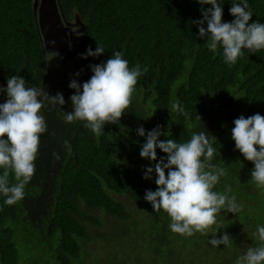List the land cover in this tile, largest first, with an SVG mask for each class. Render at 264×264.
<instances>
[{
  "label": "trees",
  "instance_id": "16d2710c",
  "mask_svg": "<svg viewBox=\"0 0 264 264\" xmlns=\"http://www.w3.org/2000/svg\"><path fill=\"white\" fill-rule=\"evenodd\" d=\"M57 2L66 22L77 18L81 23L71 39L74 58L67 62L74 61L73 77L79 83L91 77L90 64L106 62L113 51H120L129 67L139 64L148 71L139 77L120 121L106 123L100 136L83 121L66 123L63 111L72 110L69 98L75 89L45 88L47 53L34 0H0V85L6 88L8 78L18 75L26 86L44 88L53 96L62 93L66 101L62 106L46 102L42 109L47 131L40 136L36 171L24 198L8 206L0 194V264H234L255 246L252 234L257 225H264V189L251 182L254 164L235 149L231 138L239 115H264V50L245 49L229 66L222 49L210 51L207 38L200 37L191 23L202 19L196 0ZM220 2L223 20L230 22L231 0ZM248 3L253 13L250 23H264V0ZM97 41L104 53L83 58L80 54L89 46L95 50ZM6 99L0 92V102ZM175 102L187 118L171 111ZM157 125L167 133L161 140L182 143L193 132L208 135L216 149L212 163L227 171L214 190L224 191L230 185L229 195L240 205L236 214L222 211L213 228L214 232L219 227L217 238L225 232L230 236V247H213L208 242L211 233L190 237L172 233L167 213L153 211L144 199L147 189L157 187L155 173L144 178L145 166L155 162L141 158L146 137L136 130L143 126L147 132ZM65 140L71 145L70 154ZM163 156L157 148L158 159ZM10 181L15 182L11 176ZM100 213L119 224L104 229ZM18 230L40 233V238H16Z\"/></svg>",
  "mask_w": 264,
  "mask_h": 264
},
{
  "label": "clouds",
  "instance_id": "9594fccd",
  "mask_svg": "<svg viewBox=\"0 0 264 264\" xmlns=\"http://www.w3.org/2000/svg\"><path fill=\"white\" fill-rule=\"evenodd\" d=\"M202 7V19L192 20L198 27V34L207 38V48L216 52L222 49L225 63L234 65L244 55L264 50V23L252 20L248 0H231L229 13L234 17L230 22L223 20V7L220 0H196ZM203 5H211L204 8ZM206 24V27L204 26ZM49 43L55 45L56 41ZM104 47L97 41L93 50L90 46L86 53L80 54L97 57L103 54ZM56 51L47 53V59L58 57ZM92 75L79 83L72 79L69 88L75 89L70 96L72 110L63 111L62 119L66 123L83 121L84 126L96 136L104 132L106 123L120 121L130 106L139 77L148 68L137 64L129 67L127 59L120 51L113 54L106 62L90 64ZM79 76L80 73L75 74ZM0 92L6 93L7 99L0 102V194L4 204L11 206L25 196V187L36 171L35 161L38 156L40 136L47 131V122L42 109L47 102L52 106L66 103L62 93L50 95L44 88L26 86L24 78L12 75L7 80V87L0 85ZM62 109V108H61ZM171 111L188 117V113L179 102L172 105ZM231 138L235 149L254 164L251 170V182L258 189H264V115L255 113L245 117L239 115L233 121ZM139 136L146 137L141 146V158L155 162L145 166V179H151L155 173L156 189H147L144 199L152 205L153 211L163 210L170 218L168 225L172 233L192 236L213 234L208 241L213 247L231 246V238L225 232L215 235L214 226L222 211L237 213L240 205L236 202L230 185L224 191L214 190L220 178L227 175L225 168L212 163L216 149L208 135L201 131L193 132L186 142L175 139H159L167 133L157 125L150 131L143 126L137 128ZM55 135V133H50ZM68 153H71L69 141H63ZM157 148L166 156L157 157ZM56 160L60 156L52 153ZM10 176L15 182L10 181ZM255 246L247 248L239 255L234 264H264V225H257L252 234Z\"/></svg>",
  "mask_w": 264,
  "mask_h": 264
},
{
  "label": "water",
  "instance_id": "95a60500",
  "mask_svg": "<svg viewBox=\"0 0 264 264\" xmlns=\"http://www.w3.org/2000/svg\"><path fill=\"white\" fill-rule=\"evenodd\" d=\"M35 14L45 52H58L57 59L63 64L73 59L72 42L68 34L69 28L62 17L57 0H40ZM52 40L56 41L55 45L49 43Z\"/></svg>",
  "mask_w": 264,
  "mask_h": 264
},
{
  "label": "rangeland",
  "instance_id": "374dc122",
  "mask_svg": "<svg viewBox=\"0 0 264 264\" xmlns=\"http://www.w3.org/2000/svg\"><path fill=\"white\" fill-rule=\"evenodd\" d=\"M40 0H34V11L37 13L38 5ZM66 25L69 28L68 34L70 38L74 35H77L81 30V23L76 18L74 21L66 22ZM47 56V54H46ZM70 61V60H69ZM68 62V61H67ZM66 62V63H67ZM73 62L67 63L65 66L61 63L57 57L51 59L50 61L47 60V70H46V78H45V88H52L56 89V91L64 92V90H68L69 83L72 79H74V66H72ZM125 201V199H124ZM100 216L103 218L106 227H115L119 224L115 219L107 216L106 214L100 213ZM25 235V238H33V241H36V238H40V233L34 232L33 234H28L27 231L22 233L20 230L16 233V238H23L22 236ZM102 243V242H101ZM99 244V247H102V244Z\"/></svg>",
  "mask_w": 264,
  "mask_h": 264
}]
</instances>
